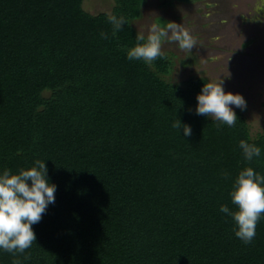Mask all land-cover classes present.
Here are the masks:
<instances>
[{
  "label": "trees",
  "instance_id": "obj_1",
  "mask_svg": "<svg viewBox=\"0 0 264 264\" xmlns=\"http://www.w3.org/2000/svg\"><path fill=\"white\" fill-rule=\"evenodd\" d=\"M82 1L0 0V169L45 160L57 185L36 241L0 264H264V215L246 244L220 211L237 207L241 168L264 173V127L252 137L242 108L231 126L198 114L206 79L167 81L170 54L127 58L145 0L97 14ZM111 14L127 21L115 36Z\"/></svg>",
  "mask_w": 264,
  "mask_h": 264
},
{
  "label": "clouds",
  "instance_id": "obj_2",
  "mask_svg": "<svg viewBox=\"0 0 264 264\" xmlns=\"http://www.w3.org/2000/svg\"><path fill=\"white\" fill-rule=\"evenodd\" d=\"M253 18L264 22V17L256 15L264 12V0H255ZM112 25V35L127 23L123 16L111 14L108 17ZM107 38V33L101 32ZM136 43L129 47L122 45L129 60H143L151 63L157 57L163 56L164 42H176L181 49L191 50L195 45L194 38L181 27V24L170 21L166 24L153 23L147 35L137 32ZM195 111L208 115L213 120L229 126L235 124L237 115L232 105L246 106V100L240 93L225 91L223 80H206L200 92L197 93ZM183 136L191 135V126L179 119L173 123ZM239 147L246 161L259 157L261 148L245 139L239 141ZM225 175H229L227 172ZM57 185L50 181L45 160L36 159L31 166L21 167L13 172L4 167L0 169V250L24 252L33 241L36 234L32 227L40 221L42 214L50 203H55ZM232 203L237 207L230 209L227 204L220 205V211L233 220L234 234L244 243H250L256 235V224L264 215V173L252 166L241 168L232 180L229 190ZM13 264H20L14 260Z\"/></svg>",
  "mask_w": 264,
  "mask_h": 264
},
{
  "label": "rangeland",
  "instance_id": "obj_3",
  "mask_svg": "<svg viewBox=\"0 0 264 264\" xmlns=\"http://www.w3.org/2000/svg\"><path fill=\"white\" fill-rule=\"evenodd\" d=\"M255 0H145L141 16L132 21L137 32L153 23L181 24L194 38L191 50L164 42L162 51L173 57L165 79L181 84L191 76L223 80L225 91L246 100L242 113L254 137L264 127V22L253 18ZM113 0H83L90 13H110ZM256 15L264 17V12ZM234 111L241 109L232 105Z\"/></svg>",
  "mask_w": 264,
  "mask_h": 264
}]
</instances>
